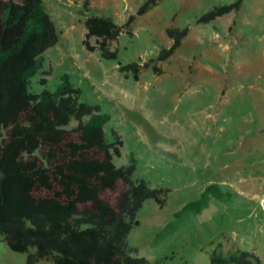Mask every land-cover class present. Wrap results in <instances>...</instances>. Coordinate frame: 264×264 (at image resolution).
<instances>
[{
    "label": "rangeland",
    "instance_id": "1",
    "mask_svg": "<svg viewBox=\"0 0 264 264\" xmlns=\"http://www.w3.org/2000/svg\"><path fill=\"white\" fill-rule=\"evenodd\" d=\"M144 1L44 0L59 39L44 52L47 84L38 72L30 89H54L68 73L82 99L110 113L108 135L112 128L122 135L115 163L135 157L134 177L169 188L164 205L145 200L129 232L139 255L155 264H226L248 249L264 264V0H243L206 22L197 18L233 0H158L111 43L117 58L102 56L95 36L97 47H87L88 15L124 23ZM185 25L182 44L159 59L173 41L167 29ZM132 60L150 62L139 78L120 68ZM212 182L221 196L200 212L175 215ZM0 264H29L27 252L0 238Z\"/></svg>",
    "mask_w": 264,
    "mask_h": 264
},
{
    "label": "trees",
    "instance_id": "2",
    "mask_svg": "<svg viewBox=\"0 0 264 264\" xmlns=\"http://www.w3.org/2000/svg\"><path fill=\"white\" fill-rule=\"evenodd\" d=\"M157 1L145 0L124 23L110 14L88 15L87 47H97L90 42L95 36L102 56L117 58L119 50L111 43ZM242 2L215 5L197 20L211 21L238 10ZM189 29L169 27L173 41L160 49L158 58L173 54ZM58 39L44 0H0V238L13 250L27 252L29 264L45 258L52 264H155L137 253L128 235L140 223L138 212L145 200L164 205L169 188L134 177L135 157L115 163L122 135L115 128L108 135L110 113L82 99L81 87L68 73L54 89H30L38 72L47 84L44 52ZM149 65L132 60L120 68L139 78L142 66ZM221 194L217 183H209L175 215L200 212ZM225 263L263 264L248 249Z\"/></svg>",
    "mask_w": 264,
    "mask_h": 264
}]
</instances>
